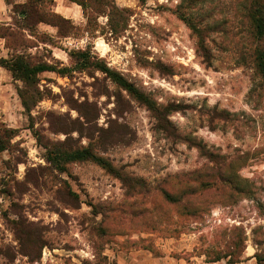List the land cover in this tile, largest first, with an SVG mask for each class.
<instances>
[{
	"label": "rangeland",
	"instance_id": "374dc122",
	"mask_svg": "<svg viewBox=\"0 0 264 264\" xmlns=\"http://www.w3.org/2000/svg\"><path fill=\"white\" fill-rule=\"evenodd\" d=\"M6 1L15 12V3L26 0ZM35 1L47 12L54 5ZM115 1L128 13L119 34L110 32L105 15H93L87 32V18L72 4L78 28L61 24L71 36L50 45L43 44L48 34L25 33L31 41L21 35L6 44L33 45V63L70 68L71 50L91 49L159 110L175 111L154 114L95 70L41 74L44 98L32 118L17 82L0 89V130H16L10 142L4 136L7 149L0 152V264H264V88L248 54L250 0ZM17 16L9 21L16 30ZM183 18L207 27L200 53ZM199 146L218 155L217 164L236 160L253 195L232 198L219 185L198 190L189 201L196 215L166 202L162 188L176 194L192 172L213 176L216 164ZM54 147H89L144 187L132 194L93 162L71 163L61 173L47 161ZM235 227L245 232L244 252L233 263L211 262Z\"/></svg>",
	"mask_w": 264,
	"mask_h": 264
},
{
	"label": "trees",
	"instance_id": "16d2710c",
	"mask_svg": "<svg viewBox=\"0 0 264 264\" xmlns=\"http://www.w3.org/2000/svg\"><path fill=\"white\" fill-rule=\"evenodd\" d=\"M41 2V0H38ZM72 3H76L81 6L83 15L87 18L86 31L90 28V23L92 21L93 15H95V20L101 16L105 15L108 17V27L112 34H119L126 27V22L128 20V13L125 8L117 5L115 0H69ZM15 12L19 14L17 16L14 26L18 29L16 30L12 26H3L4 31L0 33V37L7 40L11 39L18 42L19 37L22 35L23 39L31 41L27 38V35L35 37L37 35H47L48 33L41 32L38 25L41 23L48 24L57 29V35L52 37L49 35V41H44L43 44L53 45V39H64L71 36L70 31L63 32V27L61 24L65 23L70 26L71 29H77L78 26L75 25L71 20L62 17L59 14L54 13L52 10L47 12L43 11L40 4H37L35 0H28L25 3H20L15 5ZM19 8V9H17ZM48 14H50L48 19ZM247 29L249 36L253 39V46L248 49V54H250L252 66L256 72V75L262 80L261 87L264 88V3L261 0H250V6L247 8ZM188 26L193 31L197 39V52L205 50L204 46V36L207 27L200 28L194 24L193 20L188 18H183ZM21 33V34H18ZM55 43V42H54ZM7 45V44H6ZM7 47L12 51L9 58L0 59V65L9 71L16 83V91L18 98L21 102V106L24 109V113L32 118V111L38 105L40 101L44 98V92L39 87L40 75L46 72L56 73L60 76H68L73 71H88L95 70L100 71L105 74L114 84H116L120 89L126 91L131 97L136 99L139 103L146 106L154 114L162 115L163 113H170L175 111V106H168L163 111L159 110L156 104L144 93L142 92L134 83L126 79L120 72L111 69L107 66L106 62L94 55L91 49L86 50H71L69 56L72 58L74 65L73 67H60L50 62H32V56L27 52V49L34 47L33 45H24L22 43L15 44L13 47L7 45ZM204 62L209 61V53L202 54ZM245 62L247 58L243 57ZM18 82L22 83V86H18ZM82 106V103L78 104V109ZM87 121V116L83 115ZM16 134V130L11 128H3L0 130V152L7 149L4 136H7L10 142ZM202 155L207 156L210 162H214L216 167L213 168L214 174L210 177V180H205L202 178L204 175L200 171L192 172L190 180L187 185L183 187L178 192L172 193L166 188L161 189V195L166 202L169 204H174L180 207L181 211L185 213L189 211L190 214L196 215L198 208L192 206L190 199L199 190L211 191L213 187L219 185V190H224L232 198H249L253 195L254 191L251 187V182L247 178L240 176V169L235 165V161H230L227 164H217L214 158L218 155L213 152H208L199 146ZM47 161L52 165V167L61 172L67 173V165L75 162H93L96 165L105 169L108 173L113 174L129 188L132 194L137 192L140 188L144 187V181L141 179L135 180L131 176H127L121 173L110 161L102 156L97 155L89 147L77 148V149H63L54 147L47 150ZM242 163V162H241ZM191 183H196L195 188L191 186ZM77 197V194H75ZM78 198V197H77ZM187 199V200H185ZM188 201V203H187ZM190 203V204H189ZM96 208L95 206H93ZM181 212V213H182ZM99 213V212H97ZM233 234L231 235L230 242L226 245V250H215L214 258L211 262H217L222 259H228L229 263H233V259L237 255H241L245 249L246 235L241 227H235ZM261 260H259L260 262Z\"/></svg>",
	"mask_w": 264,
	"mask_h": 264
},
{
	"label": "crops",
	"instance_id": "0c3cea01",
	"mask_svg": "<svg viewBox=\"0 0 264 264\" xmlns=\"http://www.w3.org/2000/svg\"><path fill=\"white\" fill-rule=\"evenodd\" d=\"M26 1H28V0H26ZM26 1L18 2V3L22 4V3H25ZM53 1H54V5L52 7V11L54 13L59 14L68 20H71L75 25H79L77 20H76V19H79V17L77 16V18H75V16H72V13L69 12V11H72L71 5L76 4V3H72L69 0H53ZM15 4H17V3H15ZM9 5L10 4L6 0H0V24L3 26H11L12 22L10 23L9 21L11 19H13L14 15H15V12H10ZM14 5H12V7ZM76 5L81 8L80 5H78V4H76ZM78 13L80 14L79 11H78ZM82 14H83V11H82ZM38 27H39L40 31H42V32L46 31L45 33L50 34L52 37L57 35V29L53 26H50V25L45 24V23H41L38 25ZM28 36L30 38H33L30 35H28ZM11 54H12V51L7 47L6 39L0 37V59L1 58L7 59L11 56ZM15 83H16V81L13 79L11 73L0 65V89H2L1 91H3V90L6 91V89L8 90V88L10 86H13V85L15 87ZM15 91H16V87H15ZM16 94H17V91H16ZM20 104H21V102H20Z\"/></svg>",
	"mask_w": 264,
	"mask_h": 264
}]
</instances>
